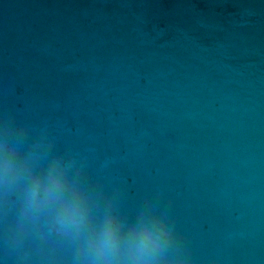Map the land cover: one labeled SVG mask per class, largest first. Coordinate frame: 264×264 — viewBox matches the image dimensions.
<instances>
[{
    "label": "water",
    "instance_id": "1",
    "mask_svg": "<svg viewBox=\"0 0 264 264\" xmlns=\"http://www.w3.org/2000/svg\"><path fill=\"white\" fill-rule=\"evenodd\" d=\"M5 122L101 207L151 201L197 259L264 264V0H0Z\"/></svg>",
    "mask_w": 264,
    "mask_h": 264
},
{
    "label": "clouds",
    "instance_id": "2",
    "mask_svg": "<svg viewBox=\"0 0 264 264\" xmlns=\"http://www.w3.org/2000/svg\"><path fill=\"white\" fill-rule=\"evenodd\" d=\"M0 216L20 264H217L194 257L151 201L131 218L111 200L101 207L74 159H42L8 122L0 125Z\"/></svg>",
    "mask_w": 264,
    "mask_h": 264
}]
</instances>
